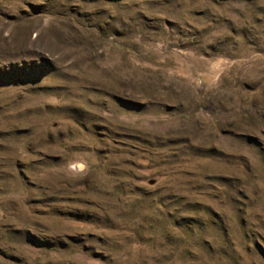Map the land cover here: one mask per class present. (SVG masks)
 <instances>
[{
  "label": "rangeland",
  "instance_id": "rangeland-1",
  "mask_svg": "<svg viewBox=\"0 0 264 264\" xmlns=\"http://www.w3.org/2000/svg\"><path fill=\"white\" fill-rule=\"evenodd\" d=\"M0 264H264V0H0Z\"/></svg>",
  "mask_w": 264,
  "mask_h": 264
},
{
  "label": "water",
  "instance_id": "water-1",
  "mask_svg": "<svg viewBox=\"0 0 264 264\" xmlns=\"http://www.w3.org/2000/svg\"><path fill=\"white\" fill-rule=\"evenodd\" d=\"M76 167H77V169H82L83 165L82 164H77Z\"/></svg>",
  "mask_w": 264,
  "mask_h": 264
}]
</instances>
